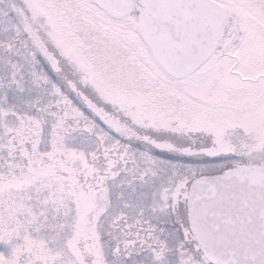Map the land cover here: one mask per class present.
<instances>
[{
    "label": "snow or ice",
    "instance_id": "6c2138e0",
    "mask_svg": "<svg viewBox=\"0 0 264 264\" xmlns=\"http://www.w3.org/2000/svg\"><path fill=\"white\" fill-rule=\"evenodd\" d=\"M0 264H264V0H0Z\"/></svg>",
    "mask_w": 264,
    "mask_h": 264
}]
</instances>
